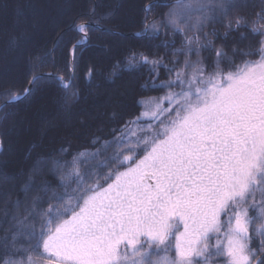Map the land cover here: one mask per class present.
<instances>
[{"label": "snow or ice", "instance_id": "obj_1", "mask_svg": "<svg viewBox=\"0 0 264 264\" xmlns=\"http://www.w3.org/2000/svg\"><path fill=\"white\" fill-rule=\"evenodd\" d=\"M140 11L135 35L159 43L129 49L123 67L146 69L140 89L160 95L113 113L88 148L37 160L22 197L0 201V264H264V0H148ZM99 26L89 0L67 24V74L53 50L31 56L27 86L0 84V111L45 79L66 107L78 100V53ZM45 168L55 179L35 183Z\"/></svg>", "mask_w": 264, "mask_h": 264}, {"label": "trees", "instance_id": "obj_2", "mask_svg": "<svg viewBox=\"0 0 264 264\" xmlns=\"http://www.w3.org/2000/svg\"><path fill=\"white\" fill-rule=\"evenodd\" d=\"M1 1L13 2V0H0V2ZM107 1L109 0H95L99 22H101L105 26L116 28V29H120L118 28L117 24L126 26L125 29H122L123 31L135 30L136 28L141 29V20H142L143 14L140 16L137 13L135 17L136 18L135 21L126 22L125 16L124 15L119 16L118 14H116V10H115V7L120 4L121 0H114L113 8H108L106 7V5L103 4ZM162 1H166V0H162ZM77 5L78 7H82L86 9L82 12L87 11V7L84 6V2H81V3L79 2L77 3ZM77 12L78 11L75 12V16L77 15ZM106 13L108 14V16L107 18H104V14ZM73 18L69 16L67 20L61 21L58 26V29H56V31L53 33V37L50 40L40 43L46 36L47 31L39 35L40 38L37 40L36 46L34 47V49H31L28 52L27 57H26V68H27L26 80H24L23 84L11 83V85H14L15 87L21 88V89L25 87L27 85V79L29 76V58L37 53H43L49 50H53V55H50L48 57L49 63H52V62L57 63L61 68H64V72L65 74H67V68L65 66L64 56H65L66 48L69 46L67 43L68 39L72 36V33L68 32L67 30V24ZM135 24L137 26L133 27ZM14 30L15 29L11 26V24L7 26V30H6L7 36L8 35L14 36L16 34ZM61 34H63V41L59 43L55 47V49H53V45L56 43L58 39H60ZM114 36H118V35L102 31L99 28L93 29L90 41L88 42L86 46H84L82 52L78 53V56H79L78 66L76 67L73 83L75 87L79 89V99L70 102V106L66 107L63 103L62 97L64 93L62 89L60 88L59 83L56 80L45 79L36 85L35 90L32 92L31 95H29L26 98L21 99L20 101L16 102L13 105H10L4 108L3 111H1L0 138L2 139L3 148H2V151L0 152V170H2L6 175L18 173L19 171L23 173V178L20 179L19 181L18 180L15 181V184H14L15 189L12 188L8 199H11L14 201L17 199L18 196L22 197V192H21L22 183L23 181L26 180L30 169L36 165V162L38 159L47 160L49 157L57 156L59 153V149L62 146H68L69 144L71 145L73 152L88 148L90 146V141L92 137L98 134V130H102L103 134L106 135L108 133V126L113 124V120L103 122L102 119L96 120L93 122H87L88 127H86L87 128L86 131H84L83 128H80L81 130L79 131V134L68 136L69 138L65 136L66 131H64L63 129H54V131L52 130L50 131L48 135H46L45 139L40 140V145L37 146V148L31 152L32 156L30 160L21 161L20 160L21 156L24 153L28 142L35 137L21 138V136H19L16 139V138H13L12 136V138H10L9 135H12V134H10L8 130L9 122L11 121V119L12 120L16 119L18 112L23 117L25 116L29 118L32 117L33 114L35 113L34 107L36 104L35 103L33 104L31 101L34 99L35 95L42 92V90H44L47 86H50L51 91L54 92V94L52 92L49 94L50 96L53 97L55 103L60 105V107L63 108L64 110L72 109L73 112H74V109H76L80 105L82 93L84 92V94H86L87 88L89 87L96 88V90L98 91L102 89L112 88L118 84H121L122 88L130 87L132 89V92H131V95L128 96V100L122 99V103L118 104V106H115V109L118 112L117 115L124 116L125 118H128L131 115L136 114L138 112L137 101L140 98L150 96V95L160 94L152 90H141L140 89L139 85L144 83V81L147 79L146 69L133 68L131 70H128L123 67V60L129 49L154 52L156 51L155 48L150 49L147 46L158 44L159 40L153 37L152 35H144L142 37L123 36L121 37V39H118ZM233 40H234V37H230L229 40L227 41L229 51L232 47ZM115 43H118V44L122 43V44H120V46L116 45L115 49H113V51L111 50L112 51L111 55L108 54L109 52H105L110 49L109 44H115ZM217 44L218 45L220 44L219 40H217ZM254 44H255L254 40H245L242 43H240L238 46L241 49L246 50L250 45H254ZM176 46L179 47V38H177ZM99 52L102 53V57L104 59H107L109 57H114L112 59V62L110 64L107 63V65H102V66L97 61L92 62V59L90 57L91 53L98 54ZM164 52H165V49L161 47L159 49V54L163 55ZM84 54H85L86 59H84V62H83ZM257 58L258 57H249L248 59H257ZM117 61H121L120 66H117V63H116ZM93 66L95 68V71L91 74V76L87 75L89 67H93ZM44 71L45 72L51 71V68L50 67L45 68ZM88 95L91 98L93 97L89 93ZM3 102H4V98L0 97V104H2ZM51 110L52 112L54 110L52 106L50 107V110L48 111H51ZM62 136H64L65 139L68 140L66 145L60 144V139ZM15 147L17 148V152L11 155L10 158L8 159V157H6V155H8L7 153L13 151ZM29 153H30V149H28V155ZM54 179L55 178L50 173H48L47 169L45 168L42 174H38L35 177V183L38 184L42 180L53 181ZM7 187H10V185L8 184ZM7 191H10V190L8 189ZM3 197L4 196L1 193L0 201H3L4 199ZM2 218L3 217L0 216V219ZM6 226L7 225H0V236L3 235L2 228Z\"/></svg>", "mask_w": 264, "mask_h": 264}, {"label": "rangeland", "instance_id": "obj_3", "mask_svg": "<svg viewBox=\"0 0 264 264\" xmlns=\"http://www.w3.org/2000/svg\"><path fill=\"white\" fill-rule=\"evenodd\" d=\"M146 1L147 0H138V2L137 0H121L120 4L115 7L116 14L119 16L124 15L126 22L135 21L137 13L140 16L142 15L140 7ZM79 2H84V6L88 7L89 0H13V2H0V84L11 85V83H24L27 73L26 57L28 52L36 46L37 40L40 38L39 35L47 31L46 36L40 43L50 40L53 37V33L58 29L61 21L67 20L69 16L73 18L76 11L80 13L86 10L82 7H78L77 3ZM167 2V0L160 1L161 4ZM103 4L108 8H113L114 0H109ZM165 11H167V8H157L155 15L158 16ZM99 23L108 29L103 30L99 28L102 31L109 33H113L111 30L123 32L124 34L122 35L119 34L118 36H114L118 39H121L123 36H136L135 33L141 31V29L137 28L135 30L123 31L122 29H125L126 26L117 24L120 29H116L105 26L101 22ZM10 24L15 29L14 32L16 34L14 36H7L6 30L7 26ZM135 26L137 25L135 24L133 27ZM120 44L122 43L109 44L110 49L105 52H109L108 54L111 55L115 46H120ZM90 57L92 62L97 61L101 66L107 65V63L110 64L114 58L109 57L104 59L100 52L98 54L91 53ZM84 59H86L85 54L83 62ZM51 92L54 94L50 86H47L42 92L35 95L34 99L31 101L33 104H36L34 107L35 113L32 117H23L18 112L16 119H11L9 122L8 130L9 133L12 134H8L10 138H12V136L16 139L19 136H21V138L35 137L28 142L25 148L26 152L24 151L21 156V161L30 160L32 156L31 152L40 145V140L45 139L46 135H48L50 131H54V129H63L66 131L65 136L69 138L68 136L79 134L80 128L86 131V127H88L87 122L101 119L103 122L112 121V114L118 113L115 106L122 103V99L128 100V96L131 95L132 89L130 87L122 88L121 84L100 91L96 90V88L89 87L87 88L86 94H84V92L82 93L80 105L74 109V112L72 109L64 110L60 105L56 104L53 97L49 94ZM88 93L93 97H89ZM157 95L160 94L142 97L139 100L147 103L150 98ZM105 105L109 106L105 107ZM51 106L54 109L53 112L52 110L48 111ZM67 141L68 140L62 136L60 144L66 145ZM2 148L3 144L0 138V152ZM28 149H30L29 155ZM11 152L6 155L8 159L17 152V148L15 147ZM22 178L23 173L20 171L18 173L6 175L0 170V194H3L4 199L9 198L12 188L15 189V181H19ZM8 184L10 187H7ZM8 189L10 191H7Z\"/></svg>", "mask_w": 264, "mask_h": 264}, {"label": "water", "instance_id": "obj_4", "mask_svg": "<svg viewBox=\"0 0 264 264\" xmlns=\"http://www.w3.org/2000/svg\"><path fill=\"white\" fill-rule=\"evenodd\" d=\"M99 28H101V29H103V30H108L106 27H104V26H102L100 23H99ZM111 32H113V33H119V34H124L123 32H120V31H116V30H111ZM3 104V103H2Z\"/></svg>", "mask_w": 264, "mask_h": 264}, {"label": "bare ground", "instance_id": "obj_5", "mask_svg": "<svg viewBox=\"0 0 264 264\" xmlns=\"http://www.w3.org/2000/svg\"><path fill=\"white\" fill-rule=\"evenodd\" d=\"M108 106H109V105H105V107H108ZM105 107H104V108H105Z\"/></svg>", "mask_w": 264, "mask_h": 264}]
</instances>
